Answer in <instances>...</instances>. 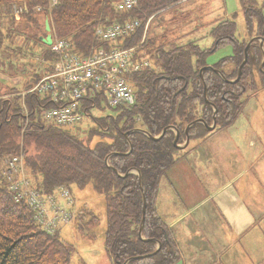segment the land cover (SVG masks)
<instances>
[{
	"label": "trees",
	"instance_id": "16d2710c",
	"mask_svg": "<svg viewBox=\"0 0 264 264\" xmlns=\"http://www.w3.org/2000/svg\"><path fill=\"white\" fill-rule=\"evenodd\" d=\"M117 1L58 0L55 8L45 14L48 22L44 20V30L47 31L46 24L49 23L50 29L61 39L69 40L77 53L87 55L93 48L105 46L94 37L100 22H123L130 18L146 20L175 8L184 0H137V9L124 17L113 12V4ZM16 2L24 3L30 10L20 20L3 13L7 5ZM49 6L50 0H0V50L6 47L3 54L11 49L5 42L17 37L19 32H31L40 25L36 14L43 11L35 9L41 7L44 10ZM242 11L247 32L257 31L261 36L264 3L258 9L242 5ZM236 32V23L230 20L218 23L210 31L216 47L225 42L234 44V55L213 66L224 78L213 71L203 73L207 99L218 110L216 129L233 125L246 101L257 89L264 90V72L260 71L263 56L257 43L249 49L240 81L226 82L238 77L248 44L238 41ZM146 38L143 42V30H138L122 39L119 46L125 49L137 46L154 63V69L130 79L136 97L134 106L118 109L115 115L105 118L90 116L95 125L83 130L84 137L79 135L81 127L44 129L37 125L34 117L30 127H37H31L23 136L26 167L38 180L37 188L43 193H52L60 186H77L81 190L91 187L104 196L107 211L104 246L111 264H125L129 259L151 255L157 251L158 244L161 247L155 255L128 264H176L181 260L175 237L155 207L162 179L180 159L181 150L174 146L176 133L168 131L163 138L153 141L134 130L141 129L158 137L165 129L174 127L180 133L181 144L186 140L187 126L192 122L203 120L209 126L213 124L214 109L205 101L200 77V71L207 65V50H201L192 41L176 46L168 41L158 43L156 38ZM44 58L54 59L49 48L44 51ZM19 93L0 84V264H71L76 250L74 245L60 234L51 236L41 231L29 206L16 202L4 176L6 159L20 149L23 116L19 97L12 100L3 97ZM27 103L32 109L40 104L33 97H27ZM208 134L203 124H197L190 129V141L203 140ZM133 170L141 173L143 192L139 176L129 173ZM143 195L146 220L142 237L145 241L139 236ZM76 221L78 230L84 234L100 225L99 216L86 210H79Z\"/></svg>",
	"mask_w": 264,
	"mask_h": 264
},
{
	"label": "rangeland",
	"instance_id": "374dc122",
	"mask_svg": "<svg viewBox=\"0 0 264 264\" xmlns=\"http://www.w3.org/2000/svg\"><path fill=\"white\" fill-rule=\"evenodd\" d=\"M263 3L264 0H184L175 8L168 9L167 11L164 10L152 16L147 31L149 33L148 37L156 38L158 43L168 41L176 46L186 45L189 41L195 42V45L201 50H207L205 55L206 66L212 67L221 60L234 55V44L233 42H225L216 47L215 40L210 33L211 29L220 21H234L236 23V38H238V41L249 43L252 38L259 37V35L257 31L247 32L241 6L247 5L258 9ZM6 7L4 14L10 16L11 14L8 11L9 5ZM44 10L42 14H36L39 21L38 24L40 23V25L35 26L31 32H19V37L8 41L6 46L10 45L11 47L9 53L3 54L6 47L0 50V84L2 86L10 89H14L13 87L15 86L17 90H24V84H34L39 79V73L42 77V74L44 75L48 72L47 67H45V70L42 68L45 66L42 61L44 59V51L48 50L47 44L51 41L50 32L51 34L53 33L50 30H44V20L48 21V17L45 14L46 11L50 10V6ZM40 46L45 47L40 48ZM40 50L42 54L39 52ZM43 70H47L46 73ZM11 82H19V84L13 86ZM13 102L16 103L17 101L14 100ZM90 113L94 118L98 119L115 115L113 110H103L100 107L92 109ZM237 120L231 125L233 127L229 126L224 129H214L212 131H209L206 127L205 129L209 132L208 135L213 137L212 145L215 147H218V145L226 147V141L232 135H237L238 151L233 153L228 148V154L240 164L232 171L221 176L220 179H217L215 184L211 182L203 184V190L200 193L189 183H184L182 177L177 180L176 185L180 186L183 184L192 200L210 197V199L217 201L218 197L223 196L226 198L236 196L248 205L254 214L255 221L246 224V230L243 229L240 233H237L236 230L229 227L227 223H222L224 231L220 237L213 238L204 236L205 241L199 242L204 246H208V252L199 253L195 251L196 255L194 258H201L199 264H264L263 89H257L256 94L246 101ZM94 125L95 123H93L92 117L86 118L78 126L81 127L80 137H84L85 135L83 130ZM194 141L191 140L190 143L192 144ZM251 141L256 143V147H250ZM189 150H191L190 147L181 150L179 152L180 159L182 157L184 158ZM247 163L249 166H247ZM173 168L174 166L171 169L173 170ZM211 178L213 179L214 177L211 176ZM31 180L33 186L39 189L37 188L38 180L32 175ZM64 187H67L74 199H77L78 212L79 210L94 212L100 218V225L97 228L85 234L80 233L76 221L78 212L74 210L76 204L72 208L75 212L74 220L68 227L64 226L57 232L58 234L61 232L62 238L74 245L76 249L71 259V264H111V258L108 256L104 246L105 232L107 229V211L104 196L97 194L91 187H87L84 190L79 189L77 186ZM52 193L46 194L42 192L43 195H50ZM193 203H196V201H191L188 206L191 205L193 207ZM196 210L198 208L190 211H195L194 213L196 214ZM206 210L210 219L213 221L214 217L211 211L213 210V201L210 200L205 207L199 208L198 212L205 213ZM217 216L221 219L219 215ZM180 217V219L183 218V216ZM190 220L191 217H188L185 223H190ZM207 225H205V228ZM243 225L241 224V227ZM192 232L193 230L191 229V234ZM182 242L184 240H181ZM187 244L198 247L197 240L190 239ZM176 245L179 251L181 246L179 243ZM176 264H185V262L181 257V260ZM187 264L193 263L187 261Z\"/></svg>",
	"mask_w": 264,
	"mask_h": 264
},
{
	"label": "built area",
	"instance_id": "2783aa9c",
	"mask_svg": "<svg viewBox=\"0 0 264 264\" xmlns=\"http://www.w3.org/2000/svg\"><path fill=\"white\" fill-rule=\"evenodd\" d=\"M52 6L57 0H51ZM137 0H121L113 5L114 12L125 15L135 11ZM9 12L16 18L27 12L26 6L12 5ZM40 10V8H38ZM152 20L130 19L122 23L99 24L95 38L107 47L95 48L86 56L72 51L68 41L53 38L52 52L56 60L51 71L42 77L28 92L21 94L22 113L25 116L22 133L28 130L30 110L26 96L40 101L39 119L43 126L73 128L84 118L85 102L101 99L108 108H130L135 103L134 91L129 78L152 68L151 62L139 57L137 47L122 49V39L144 29V37ZM35 112V111H34ZM10 192L16 202L26 203L34 214L41 230L50 235L72 223L76 200L67 187H60L50 195L37 190L26 170L23 152L6 160L4 172ZM59 200L62 203H59Z\"/></svg>",
	"mask_w": 264,
	"mask_h": 264
},
{
	"label": "crops",
	"instance_id": "0c3cea01",
	"mask_svg": "<svg viewBox=\"0 0 264 264\" xmlns=\"http://www.w3.org/2000/svg\"><path fill=\"white\" fill-rule=\"evenodd\" d=\"M18 84L19 82L12 83L13 86ZM27 86H29L28 83L23 85L24 88ZM237 140L238 137L234 134L226 141V147H221L220 145L215 147L212 145L213 137L207 136L203 140L196 139L194 143H189V146L185 148H191L188 154L177 161L173 170L170 169L160 183L155 202L156 211L166 226L171 229L176 243L180 244L179 253L185 264H187V261L193 264L200 263L201 258H194L196 255L195 251L207 253L208 246L202 245L199 241L204 242V236L220 237L224 231L222 223H227L229 227L240 233L243 229L246 230V224L255 221L254 214L248 205L236 196L218 197L217 201L210 199V197L192 200L183 184L180 186L176 185L177 180L182 177L184 183H189L200 193L203 190V184L209 182L215 184L217 179H220L221 176L232 171L240 164L228 154V148L233 153L238 151ZM185 142L186 140L181 145H184ZM250 147H256V143L251 141ZM247 166H249L248 163ZM211 176L214 178L212 179ZM210 200L213 201L214 211L211 210L214 217L213 221L210 219L207 210L205 213L198 212L199 208L205 207ZM191 201H196V203H193V207L191 205L188 206ZM59 202L62 203L61 200ZM196 208H198L196 214L194 213L195 211L191 212ZM74 210L77 212V206ZM215 212L216 214H214ZM180 216H183V218L180 219ZM188 217H191L190 223H185ZM206 224L208 225L205 228ZM241 224L244 225L241 227ZM191 229L193 230L192 234ZM190 239L197 240L198 247L187 244ZM181 240H184V242L181 243Z\"/></svg>",
	"mask_w": 264,
	"mask_h": 264
},
{
	"label": "water",
	"instance_id": "95a60500",
	"mask_svg": "<svg viewBox=\"0 0 264 264\" xmlns=\"http://www.w3.org/2000/svg\"><path fill=\"white\" fill-rule=\"evenodd\" d=\"M256 43H259V46H260V49L262 51V56H263V60H262V64L260 66V70L263 71V67H264V32H263V35L261 37H256V38H253L246 46L245 48V51H244V60H243V63L242 65L240 66L239 70H238V77L236 78V80H233V81H228L226 80L227 83H230V84H234L238 81H240L241 77H242V73H243V68L246 66L247 62H248V57H249V49L251 48L252 45L256 44ZM51 44V42L49 43ZM205 71H213L215 73H217L219 76L223 77L222 73L215 70V68L212 66V67H209V66H206L204 67L201 71H200V77H201V80L203 82V85H204V97H205V101L207 102V104L211 105L207 99V86L204 82V79H203V73ZM224 78V77H223ZM212 106V105H211ZM213 109H214V115H213V125L212 126H209L207 125L203 120H196L194 122H192L191 124H189L185 130V135H186V142L184 145H179L178 142H179V137H180V133L179 131H177L174 127H169L167 129H165L158 137H153L151 135H149L146 131H143V130H140V129H136L134 130L135 132H138V133H142L144 134L145 136L149 137L151 140L153 141H158L160 140L161 138H163L166 133L168 131H171L173 130L175 133H176V138L174 140V146L180 150L182 149H185L188 145H189V142H190V135H189V132H190V129L197 125V124H203L209 131H212L214 129H216V126H217V115H218V110L215 106H212ZM129 137V134L126 135V138ZM132 150V147L130 149V151ZM129 151V152H130ZM129 173H136L138 176H139V184H140V190L141 192H143V188H142V176H141V173L138 172V171H132V172H129ZM145 220H146V200H145V196L143 195V210H142V222H141V227H140V230H139V236L140 238L145 241L142 237V233H143V229H144V225H145ZM160 244H158V249L155 253L151 254V255H148V256H144V257H138V258H133V259H129L125 264H128L129 262L133 261V260H139V259H144L146 257H149V256H152V255H155L159 250H160Z\"/></svg>",
	"mask_w": 264,
	"mask_h": 264
},
{
	"label": "bare ground",
	"instance_id": "6f19581e",
	"mask_svg": "<svg viewBox=\"0 0 264 264\" xmlns=\"http://www.w3.org/2000/svg\"><path fill=\"white\" fill-rule=\"evenodd\" d=\"M16 3L18 4V2H16ZM11 4H12V3H11ZM21 4H22V3H21ZM23 4H24V3H23ZM9 5H10V4H9ZM6 8H7V7H6ZM54 8H55V7H54ZM52 9H53V8H52ZM29 11H30V10H29ZM5 12H6V11H5ZM3 13H4V12H3ZM7 14H9V13H7ZM10 14H11V13H10ZM25 15H26V14H25ZM25 15H23V16H25ZM27 15H28V14H27ZM6 16H7V15H6ZM104 16H105V15H104ZM9 17H10V16H9ZM11 17H13V16H11ZM109 17H110V16H109ZM2 18H3V17H2ZM21 18H22V17H21ZM21 18H20V19H21ZM98 18H99V17H98ZM106 18H108V17H106ZM20 19H19V20H20ZM1 20H2V19H1ZM97 21H99V20H97ZM101 21H102V20H101ZM102 22H103V21H102ZM51 27H52V26H51ZM50 31H51V30H50ZM6 32H7V31H6ZM50 33H51V32H50ZM13 34H14V33H13ZM8 35L11 36V33H9V31H8ZM8 35H7V36H8ZM14 35H15V34H14ZM21 36H22V35H21ZM14 37H15V36H14ZM17 37H19V36H17ZM4 39H5V38H4ZM7 39L9 40V36H8ZM60 39H61V38H60ZM68 41H69V40H68ZM5 44H6V42H5ZM47 45H48V44H47ZM41 46H42V44H41ZM41 46H40V48L45 47V46H43V47H41ZM75 50H76V49H75ZM39 52H41V50H40ZM41 54H42V52H41ZM41 57H43V56H41ZM52 59H53V58H52ZM49 60H50V59H49ZM51 61H52V60H51ZM40 62H41V61H40ZM41 64H42V63H41ZM41 67H42V66H41ZM45 67H46V66H43L42 68H44V70H45ZM40 69H41V68H40ZM46 69H47V68H46ZM44 70H43V72L46 73L47 70H46V71H44ZM44 75H45V74H44ZM42 76H43V74H42ZM40 77H41V76H40V73H39V78H40ZM34 78H36V77H34ZM205 84H206V83H205ZM25 85H26V84H25ZM13 88H14V87H13ZM5 89H6V88H5ZM26 89H27V88H26ZM16 90H17V89H16ZM14 98H15V97H14ZM16 98H18V97H16ZM0 99H1V98H0ZM19 99H20V98H19ZM19 99H18V101H19ZM11 100H12V99H11ZM16 100H17V99H16ZM12 103H13V102H12ZM34 103H35V102H34ZM35 104H36V103H35ZM38 105H39V104H38ZM34 108H35V107H34ZM18 109H19V108H18ZM19 111H20V110H19ZM19 113H20V112H19ZM36 117H37V116H36ZM20 118H21V117H20ZM22 118H23V117H22ZM34 120H36V119H34ZM33 122H34V121H33ZM33 122H31V123H33ZM35 122H37V121H35ZM37 125H38V124H37ZM31 127H35V126H31ZM31 127H30V128H31ZM36 127H37V126H36ZM36 127H35V128H36ZM38 127H39V126H38ZM52 127H53V126H52ZM54 127H55V126H54ZM56 127H57V126H56ZM30 128H29V129H30ZM40 128H41V127H40ZM76 128H77V127H76ZM33 129H34V128H33ZM38 129H39V128H38ZM44 129H45V128H44ZM47 129H48V128H47ZM35 130H36V129H35ZM36 131H37V130H36ZM24 136H25V134H24ZM19 143H20V142H19ZM23 146H24V145H23ZM23 148H24V147H23ZM19 150H20V149H19ZM23 150H24V149H23Z\"/></svg>",
	"mask_w": 264,
	"mask_h": 264
}]
</instances>
